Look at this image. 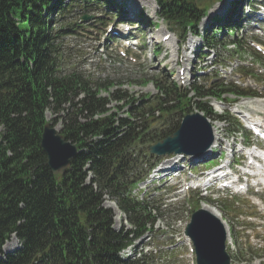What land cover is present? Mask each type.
Returning <instances> with one entry per match:
<instances>
[{
  "label": "trees",
  "instance_id": "16d2710c",
  "mask_svg": "<svg viewBox=\"0 0 264 264\" xmlns=\"http://www.w3.org/2000/svg\"><path fill=\"white\" fill-rule=\"evenodd\" d=\"M91 1L0 0V264H148L117 257L131 233L139 236L153 221L146 205L124 193L142 174L140 153L176 129L173 120L188 111L190 99L158 78L156 98L136 103L121 89L110 91V99L98 96L113 80L78 68L64 43L70 33L65 12ZM156 2L162 15L182 21L183 27L190 23L194 28L204 12L194 0ZM232 13L217 25L220 35L236 27ZM203 38L213 43L212 33L205 31ZM193 89L198 97L219 92L198 85ZM110 100L129 106L130 117L119 116L122 107H106ZM195 104L212 114L203 101ZM154 110L163 118L160 127L154 126ZM47 112L51 124L60 122L62 135L81 150L62 175L50 172L39 146ZM138 148L139 157L134 155ZM88 172L90 182L85 183ZM104 194L116 201L134 229L111 228ZM12 234L21 247L3 254Z\"/></svg>",
  "mask_w": 264,
  "mask_h": 264
},
{
  "label": "rangeland",
  "instance_id": "374dc122",
  "mask_svg": "<svg viewBox=\"0 0 264 264\" xmlns=\"http://www.w3.org/2000/svg\"><path fill=\"white\" fill-rule=\"evenodd\" d=\"M139 4L142 0H136ZM144 5L146 6L144 8V11L146 13V15H150V13H152V6L150 5V0H144ZM212 3L211 5V8L213 9V11H218L217 8H218V4L216 3L217 1L216 0H203L201 3ZM217 4V5H216ZM244 5V3H242ZM94 7V6H91V8ZM241 8H243L244 12L241 14L239 12V16L244 19V20H247V19H250L251 18V15H247L246 14V11H247V8L244 7V6H240V10ZM154 9H155V6H154ZM81 10V11H79ZM79 10H73L70 14H68L65 18H66V22H74V20H77L76 18L79 17L81 14H82V10L83 9H79ZM84 13H86L87 15H94V10L93 11H89L86 9V11H84ZM82 20V19H80ZM206 22H208V18H206V20H202L201 23L199 24V27L201 28ZM77 25L78 28H74L75 29V32L76 34L72 33L70 35H67L64 37V43L65 45H68L70 46V53H71V50L72 49H77V50H73V53H74V57H75V60L71 59L72 61H74V63H82L88 59V50L92 49L94 46H95V41H94V37H95V34L100 30V25L98 26V28H90L89 30H79L78 29H82L81 27L84 25L82 22L80 23L79 20H77ZM95 22H92V25H94ZM164 24V23H163ZM165 25V24H164ZM242 25L243 26H252L253 24L251 23V21H245V22H242ZM95 26V27H97ZM98 34V33H97ZM148 51L146 52V57H145V63H144V70L145 72L147 73V75L149 76H152V75H156L158 72H159V69L161 68L160 66V63H158V56H154V54H152V49L154 47V43H152V41H149L148 40ZM152 43V44H151ZM73 46V48L71 49V47ZM160 51L162 50V47L160 46L159 47ZM86 51V54L85 56L83 55ZM150 52V53H148ZM224 51H222L221 49V53H223ZM68 53V54H70ZM81 56V58H80ZM79 59H81L79 61ZM79 61V62H78ZM86 67V66H85ZM138 68L135 66V65H132L130 63H124L123 65H121L117 70H118V73L116 74V76L114 77V79H116L117 81L120 80L121 81V85L123 87V89L127 90L128 91V94H131V95H138L141 93L142 94H145V93H150V94H154L155 93V89L154 87H152V84H147L145 87H140L139 85H136V84H129L128 81L129 80H132V79H137V76L138 74H136V71ZM149 76V77H150ZM102 96H106L105 94H102ZM227 97V96H225ZM216 108V107H214ZM213 107H212V110L216 111L217 114H222V112H225L226 110H224V108L226 109V107H217L218 110H215ZM125 108L121 109L119 111L120 115H123L124 114V111ZM47 117L50 118V115L47 113ZM179 119V118H178ZM178 119L176 121H178ZM161 119L159 118H156V122H158L159 124L161 123ZM213 124H217L216 127H217V132H218V137H221V139L224 138V131H226V127L229 126L227 124V122H224L223 120H214V119H211L210 120ZM228 131V130H227ZM226 131V132H227ZM212 162H209L208 164H212ZM264 198V196H263ZM111 202L110 200L107 201V199H104L103 201V207L104 208H109L111 209V205L110 203ZM240 202L241 204V201H238V203ZM219 203H221V206L224 208V213L223 216L225 217V219L227 220V222L229 223L230 225V233L232 235V238H231V245H229V249H227V253L230 255L231 257V260H232V264H259V260H253V261H250V258H251V253H247V252H243V254H240L239 251H238V247L236 246V243H237V240L238 242L239 241H244L243 240V237L245 235V232L242 231V218L241 216L237 215L238 212H246V213H255L257 212L256 208L251 206L249 203L245 202L244 204L242 205H238L237 202H234V205L230 208L228 207L229 204L228 202H224V200L220 201ZM192 204V203H191ZM187 206H181V205H178V209H179V215H181V217H186V213L184 210ZM183 208V209H182ZM112 211H113V224H112V228L115 230H119V229H123V230H126V229H129L130 228V225L128 224V222L126 221V217L125 219L123 218L124 214L123 213H117L118 211L114 210L112 208ZM169 216H172V215H169ZM168 217V216H167ZM165 218V217H164ZM163 219V218H162ZM170 219V218H168ZM169 230H171L166 224H165V221L163 220H157L155 225H154V228H153V233H154V237L151 238L150 240V237H146V239H144L143 242L145 241H149L150 243H153V244H158V245H162L163 244V241L165 240H169L171 238V233L169 232ZM178 232H181L180 230ZM173 238V237H172ZM142 239V238H141ZM154 240V241H153ZM140 241V240H139ZM15 242V239L14 237H10L4 244V248L5 250L7 251L12 243ZM17 243V242H16ZM180 245V244H179ZM254 247V246H252ZM258 246H255L254 247V250L251 249V251L254 253V255H263L264 254V250H260L257 248ZM250 248H248L249 250ZM2 251L4 253V249L2 248ZM171 251V250H170ZM180 253V250H174L171 251V252H167L165 253L166 255H168L169 257H166L165 260L168 262V264H184V258L183 257H179ZM160 263V262H158ZM157 263V264H158Z\"/></svg>",
  "mask_w": 264,
  "mask_h": 264
},
{
  "label": "water",
  "instance_id": "95a60500",
  "mask_svg": "<svg viewBox=\"0 0 264 264\" xmlns=\"http://www.w3.org/2000/svg\"><path fill=\"white\" fill-rule=\"evenodd\" d=\"M210 124L198 113L186 114L178 129L171 135L149 146L151 154L184 153L199 155L212 143ZM40 147L46 155V165L53 173H64L77 152L75 145L66 141L58 130L45 124ZM186 234L193 241L197 264H229L224 251L225 232L219 220L201 209L192 214Z\"/></svg>",
  "mask_w": 264,
  "mask_h": 264
},
{
  "label": "bare ground",
  "instance_id": "6f19581e",
  "mask_svg": "<svg viewBox=\"0 0 264 264\" xmlns=\"http://www.w3.org/2000/svg\"><path fill=\"white\" fill-rule=\"evenodd\" d=\"M150 1H151V2H150V5L153 6V5H152V0H150ZM259 102H264V99L260 100ZM253 110H254V109H253ZM253 120H254L255 122H259V121H260L259 118H253ZM216 125H217V124H216ZM214 138H215V140H218V137L215 136ZM228 155H229V154H228ZM228 155H227V156H228ZM258 175L264 176V173H260V174H258ZM203 207L206 208L207 210H209L212 214H214L216 217H218V218L220 219V221L222 222V224H223V226H224V229H225V231H226V234H227V236L229 237V236H230V226H229L227 220L224 219L223 215L219 212V210L216 209V208L209 207V206H203ZM16 246H17V243H16V242H13L12 245H11V247H10L7 251H12L13 249L16 248ZM4 250H5V248H4ZM5 251H6V250H5Z\"/></svg>",
  "mask_w": 264,
  "mask_h": 264
}]
</instances>
